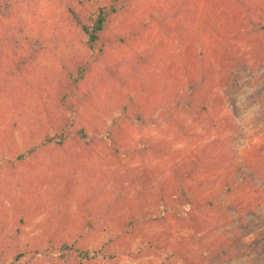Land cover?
<instances>
[{"label":"rangeland","instance_id":"obj_1","mask_svg":"<svg viewBox=\"0 0 264 264\" xmlns=\"http://www.w3.org/2000/svg\"><path fill=\"white\" fill-rule=\"evenodd\" d=\"M90 1L0 0V264H264V0Z\"/></svg>","mask_w":264,"mask_h":264},{"label":"trees","instance_id":"obj_2","mask_svg":"<svg viewBox=\"0 0 264 264\" xmlns=\"http://www.w3.org/2000/svg\"><path fill=\"white\" fill-rule=\"evenodd\" d=\"M17 1V0H15ZM81 3L85 4L87 1L91 2L90 0H79ZM92 3V2H91ZM94 6V3H92ZM94 10H92L88 15L85 13L84 10L76 12L75 10H72V15L76 19L75 21L78 22L80 26V30L88 35L90 45L93 48L94 44L101 43V33L104 31V28L106 25H108L111 21V18L113 14L117 11L116 6L112 4H103V5H98L93 7ZM105 43V42H103ZM65 98V96H63ZM140 119L142 122H145V117L140 115ZM83 132L80 129V133ZM69 137V133L67 132L66 135L61 136L59 138H55L54 141L55 143H58L60 145H63L64 140ZM67 245V244H66ZM69 249V248H64ZM72 250L76 253V255L72 252ZM63 260L67 261V258L70 256H78L82 259V261H88L93 259V256L90 255L89 252L85 251L83 252V249L77 248L75 245H71L70 251L64 252Z\"/></svg>","mask_w":264,"mask_h":264}]
</instances>
